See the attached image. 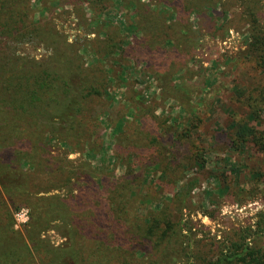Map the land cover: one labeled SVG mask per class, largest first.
<instances>
[{"label": "trees", "instance_id": "trees-1", "mask_svg": "<svg viewBox=\"0 0 264 264\" xmlns=\"http://www.w3.org/2000/svg\"><path fill=\"white\" fill-rule=\"evenodd\" d=\"M153 1L152 6L146 7H139L138 1H133L136 8L133 21L151 46L158 44L154 48L130 49L139 53L146 65L153 66L158 79L180 80L190 61L180 52L181 43L186 38L193 41L203 27L210 29L207 22L213 20L208 13L221 11L225 19L218 23V29L228 26L231 14L243 23L245 61L261 75L253 89L243 96L246 106L264 103V16L261 15L264 0ZM17 3L0 0V39L4 38L6 43L8 39L22 41L31 36L32 40L50 47L51 53L36 60L0 48V191L14 210L23 206L29 209L24 239L33 244L30 251L25 240L9 228L7 209L0 206V264H100L95 256L100 247L96 234L107 232L110 225L122 228L132 240L129 250H125L130 255L124 251L120 260L107 264H139L140 259L146 264H264V210L256 213L254 221L233 229L222 240L203 243L195 238L196 232H192L188 223H182V210L192 191L191 182L174 186L169 194L170 203L176 204L173 210L159 205L154 211L137 213L129 206V201L136 197L132 184L136 168L155 167L165 171V164L170 161L168 155L174 160L179 153L203 168L204 151L191 140L197 128L196 118L176 134V151L163 152L165 125L159 130L157 117L140 110L147 104L125 87V95H133L132 104L139 109L140 117L115 129L128 146L117 181L111 173L93 172L47 153L46 146L51 141L66 148H71L76 140L84 139L88 146L91 144L88 132L92 133L97 123L95 108L103 95L102 85L95 77L81 75L76 45L67 43L62 35L40 23H26ZM166 11L171 13L167 16ZM191 14L193 24L189 22ZM186 25L190 34L185 32ZM98 40L103 41L100 37ZM30 138L39 150L36 160L39 169L35 164L32 168L45 174L43 180H36L27 172L29 162L24 156L15 159L16 153H21L19 140ZM231 145H248L264 154V128L238 134ZM142 160L146 161L144 165ZM251 181L254 185L264 183V174H253ZM56 189L65 190V194H49ZM207 201L210 204L208 198ZM115 206L120 214L118 218L113 214ZM122 211L126 216L121 215ZM203 214L214 218L212 214ZM51 222H57L55 227L63 239L56 246L41 239V232ZM206 246L209 251L203 249Z\"/></svg>", "mask_w": 264, "mask_h": 264}, {"label": "rangeland", "instance_id": "rangeland-1", "mask_svg": "<svg viewBox=\"0 0 264 264\" xmlns=\"http://www.w3.org/2000/svg\"><path fill=\"white\" fill-rule=\"evenodd\" d=\"M16 1L17 11H23L26 23H40L62 35L67 43L76 45L81 75L89 79L95 77L102 85L103 95L95 106L97 123L92 133L88 132L91 144L88 146L84 139L76 140L71 148H66L51 141L46 146L49 155L103 175L111 173L112 179L117 181L128 146L115 129L138 118L139 109L132 104V97L139 96L147 104L140 110L152 112L157 117L159 130L165 125L163 152L176 151V134L196 118L197 128L193 130L191 140L203 149L204 165L198 168L196 162L179 153L174 160L168 155L170 161L165 164V171L155 167L136 168L132 174L136 197L129 201L132 210L145 213L154 211L159 205L173 210L176 204L170 203L169 194L173 193L174 186L191 182L192 191L182 210V223H188L192 232H196L195 238H200L203 243L222 240L233 229L254 221L256 213L264 210V183L254 185L251 181L253 174H264V154L248 145H231V140L238 134L246 135L251 129L264 128V103L248 108L243 97L258 83L261 75L245 61L244 26L237 16L231 14L228 26L218 29L225 16L220 15L221 11L208 13L214 22H207L210 29L203 27L196 35L193 27L194 37L196 35L193 41L183 40L180 36L179 40H183L180 52H184L190 61H187L180 80L172 77L171 82L166 78L158 79L153 66L146 65L139 53L130 49L133 46L154 48L158 44L152 43V47L140 34V26L135 27L133 21L136 10L133 1H138L139 7H146L152 6L153 0ZM262 3L261 15L264 16ZM189 17L193 24L194 15ZM188 28V25L184 26L185 32L190 34ZM99 37L103 41H99ZM0 48L36 60L51 53L50 47L32 40L31 36L22 41L8 39L6 43L1 38ZM125 87L132 89L133 95H125ZM19 141L21 153H16L15 159L24 156L29 162L27 172L36 180H43L45 174L32 168L35 164L39 169L36 143L31 138ZM145 162L142 160L141 164ZM49 194L64 195L65 190H50ZM0 206L7 209L9 228L24 239L29 209L23 206L14 210L1 191ZM114 209L113 214L120 217L118 207ZM203 212L214 218L204 216ZM121 215L126 216L123 211ZM56 223L51 222V226L41 232V239L55 246L63 241ZM125 233L122 228L110 225L107 232L96 234L100 247L95 256L102 262L100 264L120 260L122 253L129 250L132 237ZM24 240L32 251L33 244ZM203 249L209 251L208 246ZM125 254L130 255L126 251ZM139 264H146L145 260L140 259Z\"/></svg>", "mask_w": 264, "mask_h": 264}, {"label": "built area", "instance_id": "built-area-1", "mask_svg": "<svg viewBox=\"0 0 264 264\" xmlns=\"http://www.w3.org/2000/svg\"><path fill=\"white\" fill-rule=\"evenodd\" d=\"M25 223H26V221H25Z\"/></svg>", "mask_w": 264, "mask_h": 264}]
</instances>
